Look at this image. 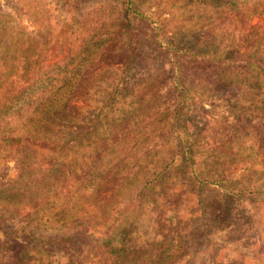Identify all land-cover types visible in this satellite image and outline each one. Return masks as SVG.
Wrapping results in <instances>:
<instances>
[{
	"label": "trees",
	"instance_id": "1",
	"mask_svg": "<svg viewBox=\"0 0 264 264\" xmlns=\"http://www.w3.org/2000/svg\"><path fill=\"white\" fill-rule=\"evenodd\" d=\"M115 1L80 13L78 0H66L62 16L46 0L0 7V168L14 162L16 170L0 183V210L20 218L17 229L2 231L0 264H84L66 252L77 233L101 238L108 264H178L201 248L211 223L203 190L213 191L225 214L248 193L257 212L264 208V166L257 168L251 149L223 154L236 140L264 148V50L251 49L264 47V0H154L172 16L196 7L223 38L216 53L176 50L166 66L174 87L201 91L195 83L213 75L243 90L240 106L217 99L221 122L205 131L199 151L187 121L192 105L178 107L170 149L156 134L167 117L155 110L156 91L129 93L123 77L141 42L142 17L138 0ZM182 24L176 32L185 31ZM88 102L98 110L90 120L80 114L79 103ZM229 258L221 264H233Z\"/></svg>",
	"mask_w": 264,
	"mask_h": 264
},
{
	"label": "rangeland",
	"instance_id": "2",
	"mask_svg": "<svg viewBox=\"0 0 264 264\" xmlns=\"http://www.w3.org/2000/svg\"><path fill=\"white\" fill-rule=\"evenodd\" d=\"M65 1L46 0V2L51 3L54 14L57 16L63 15L62 8ZM105 2L112 5L116 4L115 0H78V9L82 13ZM136 2L142 17L141 42L133 61L126 66L123 80L131 95L144 94L150 90L156 91L157 106L155 110L164 109L167 116L163 126L160 127V124H158L159 128L156 130V134L160 137L158 140L164 144L167 143L170 149L176 143L173 138L169 137L168 130L173 126L174 118L180 112L178 107L186 103L192 105L189 109L191 118L188 117L187 121L192 126V142L198 146L196 150L199 151L206 145L208 135L205 131L211 129L212 124L217 120L221 122L220 104L217 99L222 95H226L232 101L230 104L235 106L239 103V97L243 90L237 83L231 85L224 82L218 83L213 75L204 83H195L201 86L199 88L201 91H190L188 88L183 90L181 86H179V89L174 87L166 66L171 61L176 60L177 56L174 57L176 50L186 49L190 52L212 50V53H216L217 49L223 47L222 35L211 31V22H206V17L200 19L196 17L198 10L194 6L187 9L189 11L187 15L178 16L174 14L172 16L166 2L154 0H138ZM16 4L17 0H0V7L9 11L12 6L17 8ZM20 16L24 23L30 26L26 16L23 14H20ZM182 22L187 24H182L185 31L176 32L180 30L179 26ZM255 22L256 20L252 23ZM30 29L32 30V28ZM167 43L171 45L167 46ZM251 49L262 51L264 47L259 45ZM180 59L184 60L182 57ZM115 62H118V58L115 59ZM180 64L175 63L178 66ZM184 64L182 67H186L188 70L192 67V65ZM205 66L203 64L201 68ZM197 74H201L200 71ZM219 84L224 87L217 88L220 86ZM206 91L214 92L215 97L209 95ZM185 92L188 93L186 99H183ZM79 105L82 119L90 120L98 112L97 107H94L92 103H79ZM238 105L240 106V104ZM141 107L143 105L138 104L134 108L136 109L135 114H138L137 109ZM175 128L179 129L180 126L176 125ZM248 149L252 151L254 162L259 164L257 168L264 166V148L261 149L259 144L252 148L249 142L236 140L226 144L223 154L236 157L240 152H245ZM163 152H165V149H163ZM193 165L195 166L194 161ZM15 177L14 162H8L0 168V183L10 182ZM201 196L205 204L204 210L208 212L205 213L204 217L210 220L211 223L209 222V227L202 228L205 230L204 236L198 238L199 241L202 240L201 248L178 264H221V258H224L225 255H229V260L234 262L233 264H264V208L257 212L253 208L254 202L251 200L250 193H248L246 197L238 196L233 201L231 212L225 214L224 210L216 204L217 201L213 191L203 190ZM26 213L24 210L20 214L25 216ZM18 220H20L19 217L0 210V236H2L3 230L12 232L17 229ZM199 222L203 224L202 221ZM194 227H196V224ZM202 229H198L199 232H202ZM231 230L233 234H238L239 242L233 240L235 236L229 233ZM242 231L244 233L241 235ZM18 234L20 233L18 232ZM31 234L41 235L49 239L66 236L60 231L44 233L40 230H32ZM74 239L76 240L74 246L68 247L66 250L67 254L71 255L73 259L83 261L84 264H108L110 262V259L104 254L101 238L98 236L84 238L80 233H77ZM211 259H213V262L210 261Z\"/></svg>",
	"mask_w": 264,
	"mask_h": 264
}]
</instances>
